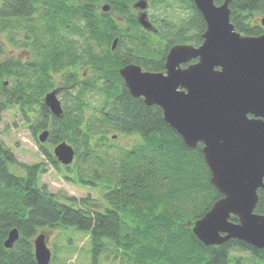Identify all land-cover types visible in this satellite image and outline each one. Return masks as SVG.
Wrapping results in <instances>:
<instances>
[{"label": "trees", "instance_id": "16d2710c", "mask_svg": "<svg viewBox=\"0 0 264 264\" xmlns=\"http://www.w3.org/2000/svg\"><path fill=\"white\" fill-rule=\"evenodd\" d=\"M103 1L110 3V12L98 9ZM134 1L0 0V122L4 112L18 108L33 127H50L52 142L67 139L76 147L73 163L64 165L69 169L89 161L95 153L91 141L93 146L110 149V133L135 134L131 147L118 148L114 169L109 163L91 172L79 170L78 181L97 185L92 182L96 178L106 188L104 208L90 196L50 191L41 183L45 167L40 163L24 165V173L12 171L10 165L17 158L0 138V264H38L33 251L36 235L44 228L68 225L89 233L95 258L106 253L129 264H264V249L238 239L206 245L193 233L194 222L222 196L211 182L203 146L188 147L163 119L161 108L132 96L119 73L128 62L164 70L168 49L180 43L201 44L206 22L193 0H177L178 8L185 11L180 17L172 13L171 18L164 14L174 0H150L158 24L156 32H149L138 21ZM229 6L230 21L238 31L264 33L262 21L256 20L264 14V0H231ZM72 34H88L86 42L93 38L107 43L102 55L92 49V72L84 81H79L83 73L74 62L81 46ZM15 36H20L21 49L29 52L27 60L6 56V45H16ZM115 36L120 43L113 51ZM71 64L63 72L62 83L76 82L75 91L64 88V113L55 116L42 98L54 84L51 70ZM98 78L102 84L96 89L93 84ZM95 90L98 95L87 98L86 93ZM68 97L72 104L67 103ZM44 151L60 168L54 154ZM258 195L255 209L264 214V187ZM231 219L238 220L235 215ZM13 228L19 237L7 248L5 241ZM235 250L245 253L235 254ZM54 258L53 254L51 262Z\"/></svg>", "mask_w": 264, "mask_h": 264}, {"label": "water", "instance_id": "95a60500", "mask_svg": "<svg viewBox=\"0 0 264 264\" xmlns=\"http://www.w3.org/2000/svg\"><path fill=\"white\" fill-rule=\"evenodd\" d=\"M193 1L206 22L201 44L171 46L165 71L129 63L119 73L132 96L161 107L163 119L188 147L203 146L211 182L222 196L194 222L193 233L206 245L238 239L264 249V214L255 209L258 190L264 187V33L238 31L230 21L231 0ZM133 5L141 10V26L156 32L147 15L148 0ZM102 6L104 11L110 8L108 3ZM261 21L264 25V16ZM57 92H46L44 104L55 116H62ZM48 134V129L43 130L39 141H46ZM75 154L66 140L54 147V156L64 165H71ZM9 231L7 248L19 237L17 228ZM33 244L37 263L50 264L53 253L46 233L36 235Z\"/></svg>", "mask_w": 264, "mask_h": 264}, {"label": "rangeland", "instance_id": "374dc122", "mask_svg": "<svg viewBox=\"0 0 264 264\" xmlns=\"http://www.w3.org/2000/svg\"><path fill=\"white\" fill-rule=\"evenodd\" d=\"M148 1L150 2V0ZM175 2H177V0L173 1L172 4H174V6L172 5V7L166 8L169 10L166 14H164V16H168L171 18L170 15L172 13H175L178 17H180L181 14L184 13L185 10H183L182 8H178L181 5ZM104 4V1L98 4L97 7L100 11H102V5ZM131 5L133 7V4ZM148 12L151 14L153 19L157 16V9L153 5H150ZM111 15L117 16L115 12H111ZM263 16L264 14L262 13L258 14V19L256 20H261ZM122 23L124 24L125 22L123 21ZM156 23L158 24V22ZM15 38L16 45L12 43H8V45H6V56L11 57L18 55L19 57H22L26 54V51L22 50L19 46L21 41L20 36L18 39L16 36ZM6 80V82L11 83L12 79L6 78ZM59 97L64 104V102H66L65 93L63 94V96L61 93ZM67 99V103L72 104V101L69 99V97ZM88 112L89 114L91 113L90 111ZM30 123V121L24 118L22 112L18 108H10L2 115V120L0 122V138H2L4 143L13 150L16 156L15 158H17V163L14 165L11 164L10 169L16 173H24V165H36V163H40L44 165L43 167H45V172L41 175V183L46 185L50 191L59 193L64 196L66 195L68 197L74 196L77 198H83L86 196H90L95 201L99 200L101 205L96 204V206L99 205L100 208H104L103 205H105L106 202L105 196L103 194L106 188H104V185H102L99 179L96 178L95 180H92V182L97 183V185L93 183L88 184L80 180L78 181V177L80 176L79 170L81 169L82 172H84V170L88 168L91 172V168L95 166H104L106 168V165H109V163L111 164L112 168L113 163L117 164L116 152H118V148L121 146L124 147L132 145L135 135H119L118 137L111 139L112 143L117 144L111 146L110 149L103 146H93L95 141H91V146L94 148L95 152L94 154H96L97 156L92 154V156L89 157L88 162H81V164H79L80 166L75 164L72 169H69L68 167L66 168L64 164H62L60 161H57V158L55 157L60 166V168H58L49 159V156L45 155L44 151V148H46L54 154V147L56 146L55 143L49 142L47 140L46 142H44L45 147L40 146L41 142L39 141V134L43 131V128L37 127V129L33 126H30ZM113 134L115 133L112 132L111 135ZM65 140L70 143L67 139ZM61 141L62 140H60V142ZM79 149L83 150L84 145L79 144ZM90 172H86V174H88V177ZM42 230L45 231L47 235L48 246L51 248L50 250H52L53 254L55 255L54 260L50 264L131 263L119 258L112 259L110 258V256H107L106 253L100 254L95 258L89 233L85 230L75 228V226L73 225L60 227L58 226L56 228H44ZM232 252H234L235 254L245 253L238 250Z\"/></svg>", "mask_w": 264, "mask_h": 264}, {"label": "flooded vegetation", "instance_id": "af4514ba", "mask_svg": "<svg viewBox=\"0 0 264 264\" xmlns=\"http://www.w3.org/2000/svg\"><path fill=\"white\" fill-rule=\"evenodd\" d=\"M137 1V0H136ZM135 1V2H136ZM135 2H133V4L135 3ZM104 3H108V2H104ZM109 5H110V3H108ZM149 7H150V3H149V1H148V8H147V12H148V9H149ZM133 8H134V12L136 13V10H137V13H136V15H137V17H138V15H139V13H140V9L139 8H136V7H134V5H133ZM111 11V5H110V8H109V10H107V11H104L103 10V8H102V11H101V13L102 12H110ZM148 18L151 20V22L153 23V25L155 26V28L157 27L156 25H155V23H154V20H153V18H152V16H151V14L148 12ZM113 16V15H112ZM114 17H116V16H114ZM157 29V28H156ZM149 32H155V31H150L149 30ZM71 37H73V39H77V40H79L78 41V45L79 46H81V49H80V57L78 58V59H75V64L78 66V68H79V70L78 71H80V72H82L83 73V76L82 75H80L78 78H79V81H84V79H85V77L86 76H88L89 74H91V72H92V64H91V62H92V53H91V51H92V49H94L95 51H96V53L97 54H99V55H102V54H104L105 53V51H106V47H107V43L104 41V40H101V41H95V39H89L88 40V42H86L85 40H86V38H88V34H83V35H74V34H72L71 35ZM115 38H117L118 39V41H117V43H116V46L114 47V48H112V45H113V41H114V39ZM115 38H113L112 39V42H111V49L114 51L115 49H116V47L118 46V44L120 43V37H118V36H115ZM170 49V48H169ZM169 49H168V51H169ZM26 51V50H25ZM168 53V52H167ZM28 54V55H27ZM25 57V59L27 60L29 57V52L28 51H26V54L24 55ZM27 56V57H26ZM167 56V55H166ZM48 61L50 60V58H48L47 59ZM166 60V59H165ZM129 63H135V64H139V63H137V62H128V63H126V64H129ZM73 64V63H72ZM72 64H71V66H68V68L66 69V68H60V69H58V71H55V69H52L51 70V72L53 73L52 75H53V77H52V81L54 82V84H52V88L50 89V90H48L47 92H49V91H52V90H54V89H57L58 90V96H60V94L62 93V96H63V94L65 93L64 91V88H67L68 90H71L73 93H74V91H75V83L76 82H71V83H69V84H63L62 83V80H63V78L65 77V74L63 73V72H65L66 70H68V69H70V67H73L72 66ZM126 64H124V65H126ZM123 65V66H124ZM188 65V63H186V64H182V66L183 67H185V66H187ZM122 66V67H123ZM164 67H165V62H164ZM143 68V67H142ZM144 69V68H143ZM147 69V68H146ZM146 69H144V70H146ZM65 70V71H64ZM152 71V70H151ZM162 71H165V68H164V70H162ZM100 78H101V76H100ZM100 78H98V80L93 84V86H95L96 87V89H97V87L98 86H100V84H102V82H101V80H100ZM124 80V79H123ZM64 81V80H63ZM125 82V81H124ZM87 83V82H86ZM108 85H111V83H107ZM126 84V83H125ZM107 85V86H108ZM113 85V84H112ZM98 92L99 91H97V90H95V91H90V92H88V93H86V96H87V98H89V95H91V93H93L91 96H97L98 95ZM101 93V92H100ZM45 94H46V92H45ZM45 94H44V96H43V98H42V101H43V103H45L44 102V97H45ZM60 98V97H59ZM61 100V99H60ZM62 102V101H61ZM62 105H63V108H64V104L62 103ZM158 106V105H157ZM49 108V107H48ZM159 108H161V107H159ZM39 109V108H38ZM49 110H50V108H49ZM162 110V109H161ZM51 111V110H50ZM53 114V113H52ZM162 114H163V111H162ZM37 116H39V114H36ZM30 116H33V114L32 115H30ZM250 116H253V115H250ZM33 124H31L30 123V126H32ZM35 127V126H34ZM45 129H48L49 130V134H48V138L46 139V141L48 140L49 142H52L51 141V128L50 127H47V128H43V130H45ZM112 134V133H111ZM111 134H109V139H108V141H107V143L109 144V145H111V146H114V145H116V144H114V143H112V141H111V139H113V138H116V137H118L119 135H126V134H124V133H115V134H113V135H111ZM135 135V134H134ZM113 136V137H112ZM46 141H44V142H46ZM44 142H41V145L40 146H42V147H45V144H44ZM52 143H55V142H52ZM59 142H56L55 143V145L56 144H58ZM104 143H106V142H104ZM133 145V144H132ZM132 145H130V146H125V147H131ZM110 146V147H111ZM75 148V147H74Z\"/></svg>", "mask_w": 264, "mask_h": 264}]
</instances>
